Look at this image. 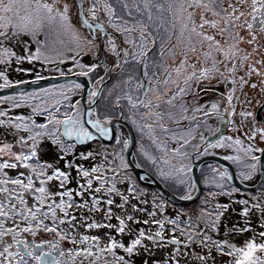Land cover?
<instances>
[{"label":"snow or ice","instance_id":"6c2138e0","mask_svg":"<svg viewBox=\"0 0 264 264\" xmlns=\"http://www.w3.org/2000/svg\"><path fill=\"white\" fill-rule=\"evenodd\" d=\"M21 4L26 9L23 16L18 12V6ZM178 5L181 14L187 13L184 19L192 21L191 28L188 23H182L178 39L184 38V32L187 31V44L193 52L196 51L194 40L196 43L209 42L204 57L205 60L211 59V67H201L198 74L196 70L192 71L183 78L182 83L179 79L170 80V67L154 64L155 67H163V78L156 72L150 75L148 71L150 64L154 63L149 55L150 45L154 47L157 39H161L160 55L163 57L165 42L152 33L149 23L137 19L134 13L139 15L147 11V20L153 21L152 8L157 11L164 9V5L158 0H53L52 3L46 0H0V65L4 68L0 70V80L3 81L0 83V89H12L9 95L0 96V104L9 105L8 109H0V126H7L6 132L12 129L11 134L15 140V144L4 143L0 148V153L8 157L0 161V264H137L133 257L139 255L141 248L149 259H141L139 264H193V261L198 264H209V261L211 264H221L213 255V250L221 256L242 252L247 264H264V257L254 255L257 251L264 253V243L249 239L245 250L227 239H214V236L219 237L221 227L225 237L252 230L251 216L255 211H259L260 228L264 229V202L256 196L236 201L243 205L237 214L246 227H238L241 220L235 223L225 220L232 211L230 205L212 204V200L220 194H227L231 198L233 194L240 192V188L231 183L232 181H249L258 172L264 176L262 158L255 155L256 152L264 153V147L260 146L264 145V121L258 123L257 115L243 107L239 97L235 95L237 71H244V75L239 77L242 94L244 86L249 83L253 74L262 75L260 69L247 63L250 56L259 52V47H253L249 53L239 45H258L257 33L264 34V0H251L250 5L248 0H237L235 4L228 3L227 7L224 6L223 0H179ZM246 5L250 8L248 12L243 11ZM172 6L170 0L167 5L169 11ZM194 7L201 9L199 24L192 20L193 13L188 11ZM117 9L123 10L131 20L118 13ZM205 13L221 17L223 26L215 19H208ZM101 14H104L106 19ZM205 25L218 29L216 35L224 39L226 48L216 40L215 35L203 31ZM109 28L112 29L111 32ZM232 29L240 31L233 32ZM243 32H246L247 36L242 34ZM41 33L45 39L35 41L37 47L34 52L24 43L23 54L16 53L14 46L21 44L22 35L35 38ZM53 33L56 38L49 46V36ZM136 33H139L138 37ZM66 52H75L76 55L66 56ZM81 53L93 55L94 61L84 64L77 60V55ZM218 53L222 54V59H218ZM68 60L72 62V67L66 71L60 67L46 70L57 72L60 77H88L92 87L87 90L89 104L86 110L82 99L72 102V95L85 87L76 79L66 80L62 84L53 83L47 88H36L32 91H15L16 87L29 82H13L9 79L13 62L19 65L23 61H41L42 66H46L63 65ZM130 63L142 65L143 79L147 80V87L140 79L135 82V92L143 93L142 97H134L132 94H126L124 97L129 105L130 115L127 118L139 127L141 134L139 150L133 154L136 157L134 160L126 159L124 155L129 140L124 135L114 134V113L97 103V98L104 95L103 89L98 87L103 84L104 77L99 76L98 70L103 68L105 73L117 70L123 72ZM255 63L264 65V59ZM220 64L225 65L231 79L220 71ZM186 67L187 57L175 68L178 77ZM93 75L96 76L95 83L92 80ZM217 75L218 84L232 85V88L227 90V95L222 94L225 103L213 101L210 105H200L197 102L195 106L190 107L183 98L191 94L192 83L195 82L198 86L202 79L210 80ZM245 76L248 79H245ZM134 78L129 75L124 83L127 84ZM41 79L44 77L37 74L31 83ZM170 84L175 87H170ZM252 87L255 88L256 85L252 84ZM111 92L110 89L109 96ZM150 94L154 95V101L149 98ZM119 100L118 96L117 106ZM242 104H250V101L245 99ZM259 104L264 107V103ZM22 105L29 107L28 114L9 115V112ZM165 105L166 111L155 110ZM238 105L241 106L238 113L239 123L235 119ZM141 108L145 110L141 117L154 118V123L138 122L136 114ZM173 109L178 110V116ZM189 111L192 112L191 117L187 115ZM197 113L203 114L205 125L212 116L218 125L233 126L237 133L235 137L219 135L218 139L209 140L201 134L199 140L203 142L204 153L217 148L234 151L236 155H225L223 159L231 161L239 171L233 174L228 168L208 166L210 174L205 176L203 184L209 191L195 217L190 213L178 212L174 217L155 219V209L159 208L163 213L165 201L160 193H153V211L148 213L153 218L134 221L133 215L128 211L129 205L133 212L145 209L132 201L148 203L147 194L140 191L130 174V170L134 171L135 168H143L146 165L154 167L161 182L172 189L180 200L193 199L192 193L200 182L195 178V170L190 166L189 153L185 148L190 139L195 138V129L189 127L179 136L172 133L171 139L178 146L170 148L167 140L169 129L164 120L167 118L177 125L181 120L195 122ZM121 115H124L123 109ZM37 117H43L44 122H38ZM249 119L251 124L248 123ZM156 128L162 130L165 138L155 134ZM207 130L219 134L222 128L208 127ZM145 133L150 142L147 146L143 144ZM97 136L114 138L116 144L111 150L104 148L102 151L81 152L77 158L75 144L68 141L83 145L85 142H94ZM62 137L68 138V141L61 139ZM46 140H51L58 149L56 155L59 160L41 161L40 156L51 151L45 146ZM192 147L196 149L195 155L199 157L201 145L194 144ZM157 151L161 153L160 156L155 154ZM69 154L72 159H68ZM169 155L181 158L182 162L178 167L170 164L165 158ZM96 156H101L102 159L88 168L77 163V159L95 161ZM60 161L63 162L62 165ZM73 170L76 173L74 179L77 185L74 192L66 188L64 183L73 180ZM12 172L15 175H11ZM54 179L60 181L56 191H53V186L48 183ZM212 188H215V191H211ZM76 197H79V200ZM85 207H88L89 211H103V216L100 221L93 220L80 226L89 230L107 228L108 232L79 237L73 234L74 230L78 231V217L74 214V209ZM185 215L187 219H182ZM113 218L117 221L116 224L111 223ZM79 219L88 220L86 216H80ZM126 222H132V226L129 227ZM140 223L157 227L154 232L146 231L145 228L137 229L135 225ZM166 225L171 226V235H166ZM40 232L53 235V239H40L37 242ZM177 232L179 235H176ZM113 233L120 235L119 243L113 238ZM25 234L30 235L32 239L22 238ZM125 235L129 243L124 242ZM259 236L264 240V230L259 232ZM102 240L107 241L106 247L100 246ZM144 240H147V243H143ZM62 241H69L73 247L65 249ZM77 244L84 246L76 247ZM182 248H191L192 251L182 252ZM244 261L237 259L234 264H244ZM223 264H228V261H223Z\"/></svg>","mask_w":264,"mask_h":264},{"label":"rangeland","instance_id":"374dc122","mask_svg":"<svg viewBox=\"0 0 264 264\" xmlns=\"http://www.w3.org/2000/svg\"><path fill=\"white\" fill-rule=\"evenodd\" d=\"M46 2L52 3L53 0H46ZM61 2H62V0H61ZM158 2L162 3L164 5V9H163V11H157L154 7L152 8L151 11H152V15H153V21L147 20V15H148L147 11H143L139 15L134 13V15L136 16L137 19H143L145 22L149 23L151 25L152 33L154 35L162 38L165 42V47L163 49V53H164L163 57H161V55H160V53H161V39H157L154 47L150 45L151 52L149 55L151 56L152 61L154 63L150 64L148 71H149L150 75L153 72H156L158 76L163 78V67L158 68V67H155L154 64H161L164 67H170L172 69V76L170 77V80L179 79L180 82L182 83L183 78L186 75H189L192 71L196 70L197 74H198V70L201 67H211V59L205 60V57H204V53L208 51V43L209 42L205 41L204 43H196L194 40V46H195L196 51L195 52L191 51L190 46L187 44V40H186V37L188 36L187 31L184 32V38L178 39V37H180V29H181L182 23H188L189 28H191V26H192V21H187L186 19H184V17L187 16V13H183V14L180 13L179 5H178L179 0H171V2L173 3L171 11H169L167 8V5L170 2V0H158ZM236 2H237V0H223L225 7H227L228 3L235 4ZM250 3H251V0H248V5H250ZM86 7H87V5H86ZM141 7H143L142 3H141ZM117 11L121 15H125L126 19L131 20V18H128L126 16V13H124L123 10L117 9ZM188 11L193 13L192 20L196 24H199L200 23L201 9L194 7V8L188 9ZM243 11L248 12V11H250V8L246 5V6H244ZM18 12H19V15H21V16L25 15L26 9L23 6V4L18 6ZM101 15L103 18L106 19V16L104 14H101ZM205 15L208 19H215V20L219 21L220 26H223V20L221 17H213L211 13H205ZM108 30L110 32L112 31V29H110V28ZM203 31L209 35H215L216 40H219L221 45L224 46L225 48L227 47L224 43V39H222L219 35H216V32L218 31V29H213V28L205 25ZM232 31L236 32V31H240V29H232ZM242 34L247 36L246 32H243ZM135 35L138 37L139 33H136ZM257 35H258V45H249V44L242 43L239 45V47H241L242 49H246L249 53L252 52L253 47H259V52L257 54H255L254 56H250L247 63L253 64L254 67L260 69L262 75L259 76V75L253 74L251 76V78L249 79V83L244 86L243 94H242L241 90H240V85H239V77L244 75V71L243 70L237 71V73H236L237 86H236V93H235V95L237 97H239L241 105L243 107L247 108V110L252 111L254 114L257 113V110L260 107L259 103H264V91H262V90H264V65L255 63V61L264 59V34H261L258 32ZM55 38L56 37H55L54 33L49 36V46H51V42ZM63 38L67 39L66 37H63ZM44 39H45V36L43 33L37 35L35 38H32L29 35H22L20 45H15V42H13V44L15 45L14 50L16 51L17 54H23L24 43H27L28 47L34 52L35 48L37 47V44L35 43V41L36 40L43 41ZM57 46H59V45H57ZM124 46H127V45H124ZM65 55L66 56H73V55H76V53L75 52H66ZM185 57H187L188 67L182 69L181 73L178 77L177 73L175 71V68L177 66H179V62L181 60L185 59ZM217 57H218V59H222V54L218 53ZM77 60L82 61L84 64H90L94 61V57L91 54L84 55L83 53H81L80 55H77ZM192 66H194V68ZM55 67H60L66 71L68 68L72 67V62L70 60H68L63 65H46V66H42L41 61H33V62L23 61L19 65H17L15 62H13V64H12L13 70L9 73V79L11 81L15 82L16 80H22V81L35 80V77L37 76V74H39L40 76H42L44 78L56 76V75H59L57 72L46 70V69L55 68ZM228 67L230 68L231 64H229ZM219 68H220L221 72H224V74L226 76H229V79H231L230 74L225 70L224 64H220ZM18 69H29L30 71H20ZM0 70H4L2 65H0ZM98 74H99V76L104 77V85L102 88L104 95L97 98V103L102 108H106L108 111L113 112L116 119H121L119 117V113L121 114V109H123V113H124L123 116L126 119H122V120L125 121L126 123H128L132 127L133 131L136 132V134H137L138 142H137L136 146H134V148H133V152H132V155H133L134 153H136L139 150V147H140L139 142L141 140V134L139 132V127L137 125H133L131 120L127 118L130 115L129 105L127 103V100L124 97L126 94H132L134 97L136 95H140L141 97L143 96V93L137 94L135 92L136 79L142 80V82L147 87V80L143 79V66L142 65L136 66L135 64L130 63L123 70V72H121L120 70H117L116 72H109V73H105V70L103 68H100L98 70ZM129 75H133L135 78L131 82L126 84V83H124V81L127 80ZM86 78H88V77H86ZM245 79H248V77L245 76ZM92 80H93V83H95V80H96L95 75H93ZM218 80H219V75H217L216 78H213L210 80L209 79H202L198 86L195 82H193L192 87H191V94L185 96L183 99L185 101H187V104L190 107L195 106L197 104V102H199L200 105H210V103L213 101L220 103V104H224L225 100L222 99V94L227 95V90L232 88V85H231V83H228V84L219 83L218 84ZM2 82L3 81L0 80V83H2ZM88 82H89V78H88ZM56 84H62V82L56 83ZM252 84H255L256 87L253 88ZM49 85L41 87V88H47ZM100 86L101 85H98V87H100ZM91 87H92V83H89V88H91ZM170 87L174 88L175 85L170 84ZM162 88H163V86L161 85V90H162ZM110 89L112 90V92H111V95L109 96L108 93H109ZM32 90H27V91H32ZM81 93H82V90L79 92H76L72 95V102L73 103L75 102V100L81 99ZM7 95H9V94H5V95H1V96H7ZM118 96L120 97L119 106H117V97ZM149 98L153 99V101H154V95L153 94H150ZM245 99L249 100L250 104L243 105L242 102ZM233 103L235 104L236 101L234 100ZM85 104L87 106L89 104L87 94L85 96ZM8 108H9V105L7 103L0 104V109H8ZM155 110L166 111L167 106L165 105L163 108L155 109ZM29 111H30V109L27 105H22L20 108L14 109L11 112H9V115H12V116L21 115V114L27 113ZM144 111L145 110L143 108H141L139 110V112L136 114V119L138 120V122L140 124L154 123L155 122L154 118L148 119V118H142L141 117V113H143ZM172 111L177 113V116L179 115L178 110L173 109ZM240 111H241V106L238 105L236 107L237 116L235 118L237 123H239V120H240V117L238 115V113ZM187 115L189 117H191L192 112L189 111V113H187ZM262 116L264 117V110L262 111ZM36 119H39L40 121L44 120L43 117H37ZM204 119H205V117L203 116L202 113H197L195 122H192L190 120H181L179 125H177L176 123L169 121L167 118H165V120H164L165 125L169 129V134H168L167 140H168V144H169L170 148L178 146L171 139L172 133H175L177 136H179L180 134L185 133L189 129V127H192L193 129H195V131H193V136L195 138L190 139L189 145L186 146V148H185V150L189 153V160L191 161V164H190L191 167H193L194 163L198 159H200L201 157L206 156V155H208V156H210V155L219 156L222 158L225 155H236V153L234 151H230V150L226 151L225 149H222V148L209 149L207 153H204L202 151V152H200L199 157H197L195 155L196 149H194L192 147V145L199 144V145H201V150H202L203 142H201L199 140V136L201 134H203L209 140L218 139L219 135L233 136V137H235L237 135V133L235 132L232 125H227V124L218 125L217 120L212 116H210L208 118V123H207V125H205ZM257 122L259 123L260 121L257 120ZM248 123L249 124L252 123L251 119H249ZM197 125H199V126L197 127ZM216 126H219L222 128L221 133L217 134V137H215L216 134L210 133L207 130L208 127H212L214 129ZM6 127L7 126H0V148L3 147L4 143L15 144V140L11 134L12 129H8L6 132ZM121 129L123 130L122 133H121ZM115 132H116V134L124 135L125 138L128 139V135L126 133V130L121 124L115 126ZM7 134H9V135H7ZM155 134L162 139L165 138L164 133L159 128L155 129ZM212 136H214V137H212ZM61 139L68 141V138H66V137H62ZM114 140L113 141L110 140L111 142H109L108 144H104V148L111 150V148L116 144V141H114ZM68 142H71L74 144L79 143V142H75V141H68ZM44 143H45V146L48 149H50L51 151L46 153V154H43V156H42L43 160H47V161L50 159L58 160L57 157H55V154L58 151L56 146H54V147L52 146L53 144L51 143V140H46ZM149 143L150 142L147 138V134L145 133L143 136V144L145 146H147V145H149ZM181 143H182V141H181ZM245 143H247V142H245ZM260 146L263 147V145H260ZM86 150L102 151V148H99L98 146H95V145H92L91 148H86V149H85V147H82L81 149L76 147L75 151L78 154H75V155L78 158L79 154L81 152L86 153ZM117 150H119V149H117ZM260 153L261 152H256L255 155L260 156ZM155 154L157 156L161 155V153L158 151L155 152ZM2 155H4V154L0 153V160L1 161L3 159L8 158L7 156H2ZM124 155L126 156V150L124 152ZM2 157H5V158H2ZM99 157L102 159L101 156H99ZM99 157L96 156L95 160L99 159ZM132 158H133L132 160L136 159V157L134 155ZM165 158L169 160L170 164L176 165L177 167L182 162L181 158L179 156L169 155ZM126 159H127V156H126ZM184 162H187V161H184ZM228 162H230L232 164V166L234 167L235 173L237 171H239V169L236 167L235 164H233L231 161H228ZM93 163H94V160L90 163H86V165H88L87 168L90 165H92ZM161 165H163L162 161H161ZM205 165H207V166L202 167V169H201V172L203 173V175H202L203 177L201 178V180L199 179L200 184H201V192L198 195V197L196 199H194L193 201L187 203V204H175L176 206L165 204L164 205L165 211L163 213H161V211L156 212L155 219L160 220L164 217H174L176 215V213H178V212L190 213L193 217H195L197 215V213L199 211V206L201 205L202 200L207 197V193L209 191V189L206 188L203 184V180H204L205 176H208L210 174L208 166L213 165V166H221L223 168H226L216 161H209ZM165 167H167V166H165ZM142 169L146 170L154 178L160 180V178L155 174L154 167H150V166L146 165ZM199 172H200V169L198 170V177H199ZM130 174L132 175L133 180L136 183L137 187L140 189V191L147 194L146 198L148 199L147 204H143V203H140L138 201L140 208H142V209L146 208V210L136 212V215H135L136 217L134 218V221L135 220H139V221L151 220L153 217L149 216L148 213L153 211L152 210L153 209L152 195H153V193H157V192H159L160 194H162V193L159 190H157L156 188L146 184L147 176H143L144 177L143 181H145V183H144L142 180H140V178H138L136 173H134L132 170H130ZM258 176H259V172L251 180L248 181V183H251L253 181L254 182L251 184H248V185L249 186L255 185V183L258 181ZM211 191H215V188H212ZM170 192L173 195H176L173 193V190ZM195 193H196V191L192 193V196ZM137 195H138V193H137ZM254 196L259 197L261 202H264V183L262 184L261 187H259L258 189H255V190H242V189H240V192L233 194L231 198L227 194H220L212 200V204L221 203V204L230 205L232 211H230L228 213V215L225 217V220L226 221L231 220L233 223H235L237 220H241V223L238 227H246V225H244L241 217L237 214L242 209L243 205L237 203L236 201L239 199H250L251 197H254ZM164 198H165V196H164ZM155 211H156V209H155ZM101 214H103V211H101ZM259 218H260L259 211H255L251 216L252 230H250V231L246 230L242 234L237 232L236 234L225 237L224 236V229H223V227H221L219 237L214 236V239H216V238L221 239V240L227 239L229 242L235 244L237 247L245 248V250H246L245 244L249 239H254V241L256 243H264V240H261V238L259 236V232L264 230V229L260 228ZM185 219H187L186 215H185ZM128 225H129V227H131L132 223L131 224L128 223ZM135 227L137 229L145 228L146 231L151 230L152 232H154L156 230L157 226L152 225V224L145 225L143 223H140V224L135 225ZM170 227L171 226L166 225V228H165L166 235H171ZM200 227L202 228L203 225L201 224ZM96 232L102 234L103 232H108V231L96 230ZM176 235H179V233L177 232ZM26 237H27L26 239H28L31 236L26 235ZM40 237L41 238H47V240L53 239V236H46L45 233H39L37 236V240H39ZM113 238L117 241L121 240L120 235L116 234V233H113ZM102 241H105L107 243L106 240H102ZM124 242H126V243L129 242L127 235L124 236ZM143 243H147V240H144ZM167 250H171V249H166V251ZM196 250L199 251V248H197ZM181 251L182 252H184V251L191 252L192 249L191 248H189V249H183L182 248ZM213 255L216 257L217 261L221 262V264H223V261H225V260L228 261V264H234L235 260H237V259L244 261V256H243L242 252L241 253H234L232 256H221L219 253H217L215 250H213ZM254 255L264 257V253H261L259 251L254 253ZM133 258L136 259L138 264H139V261L141 259H145V260L149 259V257L143 251L142 248L139 252V255H134ZM193 264H198V262L193 261ZM209 264H211V261H209ZM244 264H247V262L244 261Z\"/></svg>","mask_w":264,"mask_h":264},{"label":"water","instance_id":"95a60500","mask_svg":"<svg viewBox=\"0 0 264 264\" xmlns=\"http://www.w3.org/2000/svg\"><path fill=\"white\" fill-rule=\"evenodd\" d=\"M72 79H76L85 85V87L81 93V99L83 101V107L86 110L87 105L85 104V96H86L87 90L89 88V82H88L86 77H75L73 75H67L66 77H60L59 75H56V76L46 77V78L41 79V80H37L35 83H31V81H33V80H29L28 81L29 83L20 85V86L16 87L14 90L15 91L32 90V89L47 86L49 84H53V83L56 84V83L65 82L66 80H72ZM103 85H104V82H103V84H101L100 88H103ZM11 91H12V89H0V96L5 95V94H10ZM263 110H264V107H261V106L257 110L256 115H257L258 121L264 120V117L262 116ZM119 124H121L125 128L126 133L128 135L129 146H128V149L126 150V156H127L128 160H132L133 159L132 158L133 157L132 152H133V148H134L135 143H136V137H135L134 131H133L132 127L128 123L123 121L122 119H114L113 124H112V127L114 129V134H116L115 126L119 125ZM96 140L103 143V144H108L109 142L113 141L114 138L108 140V139L100 138L97 136ZM86 143H88V142H86ZM263 147H264V145H263ZM260 157L262 158L261 163L264 164V153H260ZM209 161H216L219 164L223 165L224 167L228 168L231 173L235 174L234 167L232 166V164L230 162L224 160L222 157H219V156H213V155L208 156V155H206V156H203L200 159H198L193 165V168L195 170L194 175L198 181H199V177H198L199 167L206 164ZM133 172L136 173L138 178L143 177V176H147L146 184L156 188L157 190H159L166 198L173 201L175 204H187V203L193 201L194 199H196L201 192V184L199 183V185L196 189V193L193 195L192 200H180L178 196L173 195L161 182H159L156 178H154L146 170H144L142 168H135V170ZM140 180L143 181V179H140ZM143 182L145 183V181H143ZM262 182H264V176L259 174L258 181L253 186H249L248 184H246V183H244L238 179L232 181L231 183H233L235 186H238L242 190H255V189H258L259 187L262 186V184H263Z\"/></svg>","mask_w":264,"mask_h":264},{"label":"flooded vegetation","instance_id":"af4514ba","mask_svg":"<svg viewBox=\"0 0 264 264\" xmlns=\"http://www.w3.org/2000/svg\"><path fill=\"white\" fill-rule=\"evenodd\" d=\"M29 112H27V113H23V114H28ZM119 117L121 118V119H126L123 115H121V114H119ZM38 120V122H44V120H42V121H40L39 119H37ZM135 133V132H134ZM21 134H23V135H26L25 133H21ZM7 135H9V134H7ZM13 137V136H12ZM14 138V137H13ZM105 139H108L109 140V138H105ZM115 141V140H114ZM52 145V144H51ZM92 145H95V146H98L99 148H102V150L104 149V144L103 143H99V141H97V140H95L94 142H88V143H84L83 145H81L80 143H76L75 144V148L77 147V148H79V149H81L82 147H85V149L86 148H91L92 147ZM53 147H54V145H52ZM109 146V145H108ZM74 151H75V149H74ZM89 150H86V153L88 152ZM54 152V151H53ZM201 152H202V150H201ZM75 154H78V153H76V151H75ZM2 156H5V155H2ZM42 156L43 155H41L40 156V159H41V161H45V160H43V158H42ZM55 157H57V155L55 154ZM77 157V156H76ZM97 157H99V156H97ZM2 158H5V157H2ZM57 159L59 160L60 158L59 157H57ZM68 159H72V155L71 154H69L68 155ZM99 160H101V158L99 157V159H96L94 162H96V161H99ZM1 161V160H0ZM48 161H52V159H50V160H48ZM93 160H91V159H89V160H79V159H77V163H81V164H83L84 165V167L85 168H87V166L88 165H86V163H90V162H92ZM61 162V165H62V161H60ZM62 170H63V168H62ZM11 175H15V173L14 172H12V173H10ZM71 175H72V177H73V180L71 181V182H69V181H65L64 183H65V185H66V188H68V189H72L73 190V192L76 190V188H77V185H76V182H75V179H74V177H75V175H76V173H75V170H73L72 171V173H71ZM48 183H50L52 186H53V191H56L57 190V185L60 183V181L59 180H53L52 182H48ZM37 184H38V182H37ZM178 196V195H177ZM76 199L77 200H79V197H76ZM165 199H167L166 201H165V204H168V205H174V206H176L175 205V203L173 202V201H171V200H169L168 198H166L165 197ZM117 200H118V198H117ZM133 203H138V201H136V200H133L132 201ZM105 207H106V205H105ZM145 210H146V208H144ZM144 210V211H145ZM153 210V209H152ZM157 210H159V208H157ZM128 211L133 215V220H134V218L136 217L135 215H136V212H138V211H135V212H133L132 211V209H131V206L129 205V208H128ZM74 214L75 215H77V217H78V219H77V227H78V231H73V234L74 235H76L77 237H79V236H82V235H92V234H97L98 232H96V230H102V231H109V229H107V228H101V229H91V230H89V229H86V228H84V227H81L80 225L82 224V223H86V222H91V221H93V220H95V221H100L101 220V217L103 216V214H101V211H99V212H97V211H89V209H88V207H85V208H83V209H79V210H75L74 209ZM115 215V214H114ZM80 216H86L87 218H88V220L87 221H81L80 219H79V217ZM182 219H185V216H183L182 217ZM111 223H113V224H116L117 223V221L115 220V218H113L112 220H111ZM127 223V225H128V223L129 224H131L132 222H126ZM129 226V225H128ZM40 233H43V232H40ZM46 234V233H45ZM26 235L27 234H25L22 238H27L26 237ZM46 236H53V235H48V234H46ZM6 239H8V238H6ZM32 238L31 237H29L28 238V240H31ZM40 239H45V240H47V238H41L40 237ZM39 239V240H40ZM39 240H37V242H39ZM52 240V239H51ZM117 241V240H116ZM121 241V240H120ZM120 241H117L118 243L120 242ZM130 242V241H129ZM129 242H127V243H129ZM62 244H63V247L65 248V249H67V248H69V247H73V245L69 242V241H62L61 242ZM126 243V242H125ZM106 245H107V243L105 242V241H100V246L101 247H106ZM84 245H80V244H77L76 245V247H83ZM136 260V259H135ZM137 264H138V262H137Z\"/></svg>","mask_w":264,"mask_h":264},{"label":"trees","instance_id":"16d2710c","mask_svg":"<svg viewBox=\"0 0 264 264\" xmlns=\"http://www.w3.org/2000/svg\"><path fill=\"white\" fill-rule=\"evenodd\" d=\"M87 80H88V78H87ZM62 83H64V82H62ZM120 114V113H119ZM135 136H136V143H135V146H136V144H137V142H138V139H137V134H136V132H135ZM207 165H205V166H203V167H206ZM201 169H202V167L200 168V172H199V179L201 180V178L203 177L202 175H203V173L201 172ZM158 181H160L159 179H157ZM161 182V181H160ZM162 183V182H161ZM163 184V183H162ZM164 185V184H163ZM165 186V185H164ZM166 187V186H165ZM167 188V187H166ZM168 190H170V191H172L171 189H169V188H167ZM157 193H159V192H157ZM162 195V194H161ZM163 196V195H162ZM164 197V196H163ZM164 201H166V199L164 198ZM160 211V209L159 210H157L156 209V211L155 212H159Z\"/></svg>","mask_w":264,"mask_h":264},{"label":"bare ground","instance_id":"6f19581e","mask_svg":"<svg viewBox=\"0 0 264 264\" xmlns=\"http://www.w3.org/2000/svg\"><path fill=\"white\" fill-rule=\"evenodd\" d=\"M202 166H200L199 167V169L201 168ZM244 183H246V184H250V183H248V181H243ZM252 183V182H251Z\"/></svg>","mask_w":264,"mask_h":264}]
</instances>
